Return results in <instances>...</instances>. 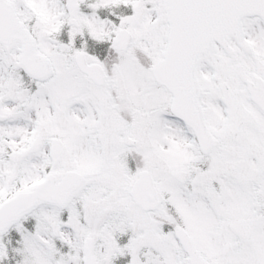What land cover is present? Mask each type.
Wrapping results in <instances>:
<instances>
[{
	"label": "snow or ice",
	"instance_id": "snow-or-ice-1",
	"mask_svg": "<svg viewBox=\"0 0 264 264\" xmlns=\"http://www.w3.org/2000/svg\"><path fill=\"white\" fill-rule=\"evenodd\" d=\"M0 264H264V0H0Z\"/></svg>",
	"mask_w": 264,
	"mask_h": 264
}]
</instances>
